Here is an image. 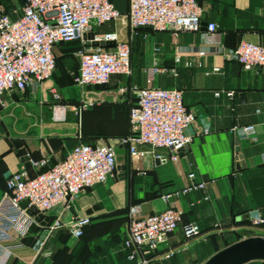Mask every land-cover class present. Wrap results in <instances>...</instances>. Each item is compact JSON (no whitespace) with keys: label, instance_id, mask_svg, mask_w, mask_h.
Wrapping results in <instances>:
<instances>
[{"label":"crops","instance_id":"0c3cea01","mask_svg":"<svg viewBox=\"0 0 264 264\" xmlns=\"http://www.w3.org/2000/svg\"><path fill=\"white\" fill-rule=\"evenodd\" d=\"M115 1L126 16L128 0ZM0 2L12 19L20 15V0ZM198 3L203 22L218 25L221 52L215 51L217 44L204 43L203 30L174 34L142 29L131 35L122 18L103 30H115L129 42V74L112 76L104 86L74 84V93L61 101L66 105L64 121L52 118L49 89L60 91L53 77L25 92L5 95L0 108V198L10 174L24 167L35 176L60 162L79 143L113 146L117 168L114 176L84 191L69 208L47 213V224L35 221L23 237L13 233L10 242L0 244V264H136L120 253L130 207L138 206L143 215L162 210L161 196L180 189L190 172L205 188L175 200V207L182 211L181 222L157 255L173 253L151 264H202L205 259L200 252L207 243L220 242L224 233H234L232 228L242 229L235 223L246 212L257 210L264 218V69L243 70L231 57L241 41L264 46V0ZM77 43L73 56L81 47ZM199 50H205V55L199 56ZM152 67L159 72L151 86L182 91L186 109L194 114L189 130L192 141L177 162L160 164L151 155L133 160L120 143L130 134L128 113L135 102L131 88L145 87ZM227 92L233 96H226ZM83 102L87 106L77 121L70 107ZM248 125L255 127L257 141H237L232 128ZM156 153L168 155L165 149ZM28 159L47 163L38 170L28 165ZM204 195L207 201L201 200ZM76 216L90 219L80 238H73L63 227L47 231L52 221L67 223ZM189 223L202 232L200 238H183L181 226ZM261 231L264 234V226ZM39 239L43 244L37 249Z\"/></svg>","mask_w":264,"mask_h":264},{"label":"built area","instance_id":"2783aa9c","mask_svg":"<svg viewBox=\"0 0 264 264\" xmlns=\"http://www.w3.org/2000/svg\"><path fill=\"white\" fill-rule=\"evenodd\" d=\"M20 15L12 19L0 2V108L4 97L12 91L25 92L51 79L56 70L55 48L60 44L80 42L81 47L73 54L78 59L74 83L80 88L107 85L112 76H126L130 72L129 42L122 40L115 30H103L122 20L121 13L111 0H20ZM124 24L132 35L137 29L148 28L153 32H199L203 28L204 43L217 44L218 25L205 22L202 26V8L198 0H128V12ZM91 34L92 38L85 36ZM112 43V47L94 46L93 43ZM205 50L197 54L204 56ZM231 57L243 70L264 69V46L241 41L232 50ZM179 62V55L175 56ZM214 68L213 71H217ZM150 68L146 86L132 87L135 102L129 109L130 134L120 140L133 160L151 155L160 164L177 162L180 152L192 141L189 130L194 114L183 103L182 91L151 86L152 77L158 73ZM175 73L174 70H171ZM123 88L119 89L124 94ZM53 105L52 118L65 120L61 95L55 87L49 89ZM219 93L216 92L215 96ZM226 96H233L227 92ZM86 103L70 107L75 120L79 121ZM237 141L256 142V130L252 125L235 126L231 130ZM165 149L168 155L156 153ZM28 165L41 170L46 160L33 161ZM117 168L116 152L107 144L79 143L52 167L30 176L22 167L10 174L5 181V191L0 198V244L10 242L13 233L25 236L33 223L27 210L34 208L44 217L57 207L69 208L84 191L104 184L114 176ZM205 184L198 182L193 173H187L185 182L178 190L163 194L164 208L158 212L141 214L138 206L129 210L127 235L121 243L120 253L136 264H151L169 258V250L157 255L181 222L182 211L175 207V200L187 194L203 191ZM202 201L208 197L203 196ZM21 204H24L22 206ZM241 218V217H240ZM246 230L261 231L264 218L257 210H250L241 218ZM90 224L86 216H76L67 223L54 220L47 231L66 228L73 238H80ZM218 228V227H217ZM233 232L239 231L232 228ZM186 241L200 238L203 234L192 223L181 226ZM264 235V234H263ZM250 237V236H249ZM248 237H243L245 239ZM43 239L36 246L39 249Z\"/></svg>","mask_w":264,"mask_h":264},{"label":"rangeland","instance_id":"374dc122","mask_svg":"<svg viewBox=\"0 0 264 264\" xmlns=\"http://www.w3.org/2000/svg\"><path fill=\"white\" fill-rule=\"evenodd\" d=\"M113 4L117 8V10L121 13L123 11V6L120 7L115 0H112ZM123 3V0H121ZM121 15H123L121 13ZM123 18V16H122ZM78 46L77 42L70 44H61L55 48V60H56V70L54 71L52 77L55 78V83L58 85L59 93H61V98L63 100H67L70 98L72 91L74 93V78L76 76L77 71V61L76 57L72 55V49ZM73 118V117H72ZM241 221H243L241 219ZM242 229L234 233H224L223 238H220V242H216L214 240L207 243V246L202 249L200 252L202 259H207L210 255L215 253L216 251L234 243L243 237L249 236H264L260 231H251L246 230L248 227L247 222L240 225ZM203 263V262H202ZM248 264H264L260 261H254Z\"/></svg>","mask_w":264,"mask_h":264},{"label":"water","instance_id":"95a60500","mask_svg":"<svg viewBox=\"0 0 264 264\" xmlns=\"http://www.w3.org/2000/svg\"><path fill=\"white\" fill-rule=\"evenodd\" d=\"M205 22L202 23L204 27ZM203 30V28H202ZM87 39H91L92 35L87 34ZM94 46L112 47V43L99 42L93 43ZM187 146L184 148V150ZM123 169V168H121ZM34 208L27 210L29 216H33L36 222L42 220L45 225L49 219L41 214H35ZM239 220V217L237 218ZM254 261L264 262V236H250L248 238L234 242L210 255L202 264H248Z\"/></svg>","mask_w":264,"mask_h":264},{"label":"trees","instance_id":"16d2710c","mask_svg":"<svg viewBox=\"0 0 264 264\" xmlns=\"http://www.w3.org/2000/svg\"><path fill=\"white\" fill-rule=\"evenodd\" d=\"M112 1V0H111ZM112 3H113V1H112ZM115 6V5H114ZM117 9V8H116ZM142 29H146V30H150V29H148V28H140V29H137L136 31H138V30H142ZM151 31V30H150ZM75 42H77V41H75ZM72 43H74V42H72ZM67 44H70V43H67ZM61 45V44H60ZM244 223H246V221H241L240 223H235L236 225H242V224H244ZM264 263V262H263Z\"/></svg>","mask_w":264,"mask_h":264}]
</instances>
